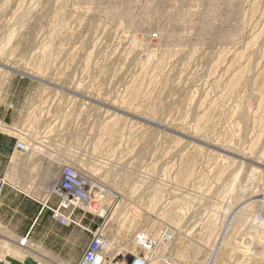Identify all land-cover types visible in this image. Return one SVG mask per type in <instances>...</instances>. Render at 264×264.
Masks as SVG:
<instances>
[{"label":"rangeland","instance_id":"1","mask_svg":"<svg viewBox=\"0 0 264 264\" xmlns=\"http://www.w3.org/2000/svg\"><path fill=\"white\" fill-rule=\"evenodd\" d=\"M0 178V264H74L97 229L111 258L264 264V0H0Z\"/></svg>","mask_w":264,"mask_h":264},{"label":"built area","instance_id":"2","mask_svg":"<svg viewBox=\"0 0 264 264\" xmlns=\"http://www.w3.org/2000/svg\"><path fill=\"white\" fill-rule=\"evenodd\" d=\"M16 148L21 151H28L29 146L18 141ZM6 181L0 178V200L5 190ZM51 195L57 198L58 204L56 207L50 208L52 217L62 225H79L75 217L76 211L93 210L96 211L98 204L94 199V194L86 187V182L82 175L71 167H66L61 173V176L54 185ZM47 203V202H46ZM45 203V204H46ZM168 231H165L164 237H167ZM140 246L144 250H151L158 246L163 241L162 238L149 240L144 236L138 237ZM105 238L102 231L97 229L92 232V239L84 251L82 258L74 264H148L149 257L143 252L139 255L128 257V255L121 257H110L104 254ZM23 244V242H21Z\"/></svg>","mask_w":264,"mask_h":264},{"label":"bare ground","instance_id":"3","mask_svg":"<svg viewBox=\"0 0 264 264\" xmlns=\"http://www.w3.org/2000/svg\"><path fill=\"white\" fill-rule=\"evenodd\" d=\"M80 173V172H79ZM81 174V173H80ZM83 177V176H82ZM83 180L85 181V178L83 177ZM54 182V181H53ZM57 183V182H56ZM56 183H55V185H56ZM54 186V185H53ZM94 187V186H93ZM54 188V187H53ZM97 189V188H96ZM98 190V189H97ZM53 191V190H52ZM93 191L94 190H90V192L91 193H93ZM108 192V191H107ZM101 194H103V192L101 193ZM108 194H105L104 195V197H103V199L105 200V199H107L106 197H108L107 196ZM95 196V195H94ZM97 196V195H96ZM103 196V195H102ZM264 196V194H262L261 196H255L256 198H255V202L256 203H259L258 202V200H262V203H261V206H262V209H264V200H263V197ZM101 200V199H100ZM99 201V200H98ZM46 203V202H45ZM260 206V207H261ZM101 211V210H100ZM100 211H99V213H100ZM261 211V210H260ZM105 212V211H104ZM103 212V213H104ZM102 213V212H101ZM103 215V214H102ZM215 219H217V218H215ZM262 220V219H261ZM264 221V220H263ZM259 222V221H258ZM164 232H162V234H159L158 236H155V238H152L151 236H149L146 232H142V233H140V235H137L136 237H135V245H137V247L138 246H140V241H139V239H138V237L139 236H144L146 239H151V240H153V239H159V238H162L163 239V241H160L161 243L158 245V246H162V245H164L165 243H167V242H169L172 238H173V234L172 233H170L168 230H163ZM165 231H168V233H167V237H164V234H165ZM231 233V232H230ZM128 235V234H127ZM233 235H235V234H233ZM125 237H127V236H124V239H126ZM224 243V242H223ZM222 243V244H223ZM104 252V251H103ZM249 253V252H248ZM105 254V253H104ZM150 259V258H149ZM211 260V259H210ZM212 261V260H211Z\"/></svg>","mask_w":264,"mask_h":264},{"label":"crops","instance_id":"4","mask_svg":"<svg viewBox=\"0 0 264 264\" xmlns=\"http://www.w3.org/2000/svg\"><path fill=\"white\" fill-rule=\"evenodd\" d=\"M6 195H4V197H5ZM4 199V198H3ZM35 201L38 203V208H39V212H38V215H37V217H36V219H34L33 221H32V225L30 226V229L32 228V226H33V224L36 222H38L39 221V219H37L41 214H42V212L44 211L43 210V207H42V202H41V199L39 198V200L38 199H35ZM53 256V255H52ZM54 257V256H53Z\"/></svg>","mask_w":264,"mask_h":264}]
</instances>
